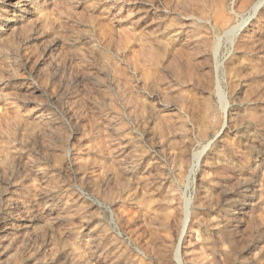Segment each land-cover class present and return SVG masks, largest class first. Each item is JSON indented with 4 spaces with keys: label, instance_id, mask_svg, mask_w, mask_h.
I'll list each match as a JSON object with an SVG mask.
<instances>
[{
    "label": "rangeland",
    "instance_id": "374dc122",
    "mask_svg": "<svg viewBox=\"0 0 264 264\" xmlns=\"http://www.w3.org/2000/svg\"><path fill=\"white\" fill-rule=\"evenodd\" d=\"M0 264H264V0H0Z\"/></svg>",
    "mask_w": 264,
    "mask_h": 264
},
{
    "label": "water",
    "instance_id": "95a60500",
    "mask_svg": "<svg viewBox=\"0 0 264 264\" xmlns=\"http://www.w3.org/2000/svg\"><path fill=\"white\" fill-rule=\"evenodd\" d=\"M226 123H227V121H226ZM226 123H225V124H226ZM188 222H189V219H188V221H187V223H186L185 230H184V233H183L182 238H183L184 235H185L186 229H187V227H188ZM182 238H181V240H182ZM180 245H181V242H180Z\"/></svg>",
    "mask_w": 264,
    "mask_h": 264
}]
</instances>
